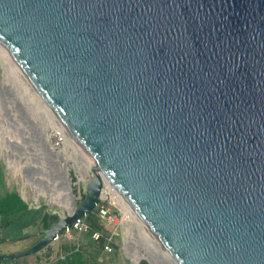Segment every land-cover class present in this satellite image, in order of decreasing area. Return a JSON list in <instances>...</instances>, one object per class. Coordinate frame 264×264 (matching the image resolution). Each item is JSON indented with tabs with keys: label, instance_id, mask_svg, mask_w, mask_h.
I'll return each instance as SVG.
<instances>
[{
	"label": "water",
	"instance_id": "1",
	"mask_svg": "<svg viewBox=\"0 0 264 264\" xmlns=\"http://www.w3.org/2000/svg\"><path fill=\"white\" fill-rule=\"evenodd\" d=\"M0 45L94 164L0 260L107 180L178 264H264V0H0Z\"/></svg>",
	"mask_w": 264,
	"mask_h": 264
},
{
	"label": "rangeland",
	"instance_id": "2",
	"mask_svg": "<svg viewBox=\"0 0 264 264\" xmlns=\"http://www.w3.org/2000/svg\"><path fill=\"white\" fill-rule=\"evenodd\" d=\"M17 69L13 68L9 60L4 62L0 57V167L2 172L0 196L17 192L28 204L30 211L35 212L34 218L38 224L28 225L15 234L14 231L6 234L2 230L6 236L0 243V249L8 253L29 248L41 239L43 236L41 231L45 229L41 222L43 215L57 216L59 220L69 213L59 203L53 201L54 196L49 182L51 178L48 175L54 174L51 172L52 168L50 170L49 168L57 166L53 157H67L68 150L73 152L70 146H65L64 149L54 146L58 152L62 153L55 155L54 151L53 155L51 151L53 146L47 148L48 131L61 124L42 102L41 97L37 93L38 97H35L30 87L21 80V77L17 75ZM15 140L19 143L15 144ZM42 159L47 160V169L41 166ZM65 161L71 179V191L76 205H79L87 195L86 182L82 180L80 172L75 168V160L68 158ZM22 163H24L23 167L19 169L15 166ZM31 163L38 165L30 166ZM33 176L42 178L34 182ZM37 183L43 185V190L35 188L34 185ZM102 208L107 209L111 217L110 220L101 219L106 236L103 246L98 242L96 233L91 234L89 231L73 227L60 233L57 239L36 253L2 261L5 264H57L59 260H64L76 250L82 252L86 264H139V262L141 264L142 261H147V247L138 239L133 219L126 216V209L108 193H105L95 212L99 214ZM56 221L57 219L52 220L50 224ZM84 222L89 225L86 218ZM127 242L144 253L139 262H133L132 255L127 251Z\"/></svg>",
	"mask_w": 264,
	"mask_h": 264
},
{
	"label": "bare ground",
	"instance_id": "3",
	"mask_svg": "<svg viewBox=\"0 0 264 264\" xmlns=\"http://www.w3.org/2000/svg\"><path fill=\"white\" fill-rule=\"evenodd\" d=\"M0 57L2 58V60L4 62L6 60L7 61L9 60V62L11 63V65L13 66L14 69L18 68L14 64V62L12 61V59L10 58L8 53L4 50V48L1 45H0ZM17 75L19 77H21V80H23L30 87L29 89L35 95V97H38L35 89L32 87L30 82L27 80V78H25V76L21 73V71L19 69H17ZM32 93H31V96H32ZM57 130H59V131H57ZM60 134H61V136H60ZM58 135H59V139L62 140L61 142H63L64 148H65V146H70L71 148H73V152L68 150L67 151V157L66 156L53 157L55 165H57V166H54V167L51 166L49 168V170L52 168L51 172H53L54 174L53 175L50 174V175H48V177L51 178V179H49V182L51 185L52 194L54 196L53 201L59 203L61 205V207L66 212L72 213L75 210L76 203H75V197L71 191L70 179H69V175H68V171H67L68 167H67V162L65 160L68 158L75 160L76 165H74V166L77 169V171L80 172L81 178L84 182H87L88 180H90L92 178L94 164L80 150V148L78 147L76 142L73 140L72 136L66 131V129L62 125L59 127H56V129L51 128L50 132L48 131V137L46 139V146H47V148L49 146H53V147H51L52 148L51 151H52L53 155H54V153H53L54 151H55V155L58 153H62V152H58L56 150V148L54 147V145H55L54 139L56 137H58ZM15 142H16L15 144L19 143L17 140H15ZM53 143H54V145H53ZM34 163H31L29 165L30 166L38 165V164H34ZM23 164L24 163L19 164V166L17 164L15 166L19 169V168L23 167ZM41 166L44 169H47L48 168L47 160L42 159ZM40 178H42V177H40ZM40 178H38L37 176L36 177L33 176V181L34 180L38 181V179H40ZM34 186L37 190H43V188H44L43 185H40L38 183L35 184ZM105 193H108L112 197H114V199L118 203H120L122 205V207H124V209H126V212H127L126 216L129 219H133L132 222L134 224V227L136 228V235H137L138 239H140L144 243V245L147 247V251H146V256L148 257V258H146L147 260H149L152 264H178L176 262V260L164 249V247L161 245V243H159L156 240V238L152 234V232L142 222V220L138 217V215L134 212V210L130 207V205L125 201V199L115 190L113 185L107 180L105 181V185H104L102 194H105ZM129 243L130 242H127V251L132 255L133 262H139L140 259L142 258V256L144 255V253L141 252L139 249H135L134 247H132L133 245L130 246Z\"/></svg>",
	"mask_w": 264,
	"mask_h": 264
},
{
	"label": "trees",
	"instance_id": "4",
	"mask_svg": "<svg viewBox=\"0 0 264 264\" xmlns=\"http://www.w3.org/2000/svg\"><path fill=\"white\" fill-rule=\"evenodd\" d=\"M1 167H0V179H1ZM0 212L3 218V226L6 232L15 230V228L23 229L28 225H37L35 220V212L30 211L28 204L22 199L17 192H10L6 196H0ZM89 222V232L91 234H99L98 242L103 246L105 243V226L102 223L97 212H92L85 217ZM58 220L57 216L45 214L41 218L45 229L51 226V221ZM11 228L10 230H8ZM57 264H86L83 254L80 250H76L69 254L64 260H59ZM141 264H149L147 261H142Z\"/></svg>",
	"mask_w": 264,
	"mask_h": 264
},
{
	"label": "built area",
	"instance_id": "5",
	"mask_svg": "<svg viewBox=\"0 0 264 264\" xmlns=\"http://www.w3.org/2000/svg\"><path fill=\"white\" fill-rule=\"evenodd\" d=\"M56 129V128H55ZM57 131H59V130H57ZM60 136H61V134H60ZM62 140L61 139H59V135H58V137H56L55 139H54V143H55V147H63L64 148V146H63V142H61ZM69 175V174H68ZM70 179V178H69ZM71 180V179H70ZM104 195L105 194H102V196H101V200L104 198ZM100 200V201H101ZM99 217H100V219H102V220H105V219H108V220H110V215H109V211L107 210V209H101L100 210V212H99ZM84 219L85 218H82V219H79L75 224H74V227H76V228H79L80 230H85V231H89V225L88 224H86L85 222H84ZM96 236H99V234H97L96 233ZM59 237V235L55 238V239H57ZM0 264H5V262L4 261H2V260H0Z\"/></svg>",
	"mask_w": 264,
	"mask_h": 264
},
{
	"label": "crops",
	"instance_id": "6",
	"mask_svg": "<svg viewBox=\"0 0 264 264\" xmlns=\"http://www.w3.org/2000/svg\"><path fill=\"white\" fill-rule=\"evenodd\" d=\"M11 228H9L8 230H10ZM2 230L4 231V232H6V229L4 228V226H3V218H2V215H1V212H0V243H2V239H4V237L6 236V234H8L7 232H6V234H4L3 232H2ZM12 231H14V234L15 233H18V232H20L21 231V229H16L15 228V230H10L9 231V233H11ZM0 250H2V249H0Z\"/></svg>",
	"mask_w": 264,
	"mask_h": 264
}]
</instances>
